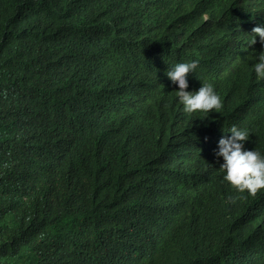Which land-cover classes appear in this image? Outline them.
I'll return each mask as SVG.
<instances>
[{
    "label": "trees",
    "instance_id": "16d2710c",
    "mask_svg": "<svg viewBox=\"0 0 264 264\" xmlns=\"http://www.w3.org/2000/svg\"><path fill=\"white\" fill-rule=\"evenodd\" d=\"M255 27L264 0H0V264H264V191L216 155L236 126L264 157ZM193 61L220 112H184Z\"/></svg>",
    "mask_w": 264,
    "mask_h": 264
},
{
    "label": "clouds",
    "instance_id": "9594fccd",
    "mask_svg": "<svg viewBox=\"0 0 264 264\" xmlns=\"http://www.w3.org/2000/svg\"><path fill=\"white\" fill-rule=\"evenodd\" d=\"M253 33L258 35L260 43L264 44V27L253 28ZM257 41L253 37L251 44ZM198 61L179 63L166 75L174 83L178 84L179 91L176 96L183 110L188 115L200 113L208 116L213 110L220 112L223 104L220 97L215 93L212 84L204 83L195 93L186 91L188 88L187 75L195 72ZM254 71L257 80H264V53L259 55V62L255 63ZM232 135L229 138H221L219 149L216 152L218 157H223L224 163L220 170L225 173L223 179L238 194L247 193L255 198L258 193L264 191V157L258 151L244 150V143L248 141L250 132L248 129H238L232 126L229 130ZM238 199H247V196L237 195L229 197V202L235 203Z\"/></svg>",
    "mask_w": 264,
    "mask_h": 264
}]
</instances>
